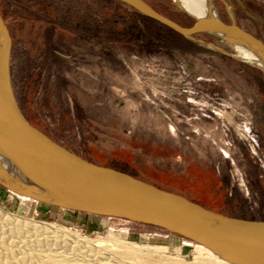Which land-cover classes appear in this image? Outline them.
Wrapping results in <instances>:
<instances>
[{
	"label": "rangeland",
	"instance_id": "374dc122",
	"mask_svg": "<svg viewBox=\"0 0 264 264\" xmlns=\"http://www.w3.org/2000/svg\"><path fill=\"white\" fill-rule=\"evenodd\" d=\"M141 1L181 27L192 23L173 0ZM116 3L0 0L24 117L92 164L211 212L264 222L263 74L227 41L176 37ZM210 5L217 20L264 44V0ZM0 212L8 219L0 262L202 264L210 255L149 226L57 210L2 188ZM17 220L52 233L12 232Z\"/></svg>",
	"mask_w": 264,
	"mask_h": 264
},
{
	"label": "water",
	"instance_id": "95a60500",
	"mask_svg": "<svg viewBox=\"0 0 264 264\" xmlns=\"http://www.w3.org/2000/svg\"><path fill=\"white\" fill-rule=\"evenodd\" d=\"M113 1L189 41L198 43L196 35L230 44L236 41L259 59L261 67L251 65L264 76V44L234 24L215 17L194 18L175 3L192 19L188 27H181L141 0ZM9 49V34L0 15V150L28 178L32 189L16 186L7 175L0 176V188L57 210L149 226L201 245L231 264H264V222L211 212L126 173L92 164L31 125L11 89Z\"/></svg>",
	"mask_w": 264,
	"mask_h": 264
},
{
	"label": "bare ground",
	"instance_id": "6f19581e",
	"mask_svg": "<svg viewBox=\"0 0 264 264\" xmlns=\"http://www.w3.org/2000/svg\"><path fill=\"white\" fill-rule=\"evenodd\" d=\"M173 1L176 4L178 3V5L182 8V10L186 14H188L194 18L214 17V13H213V11L211 9V5H210V0H185V3H186L185 5H182L178 0H173ZM232 46L238 52V55L240 56L241 60H244V61L250 63V65L252 64L254 66L261 67L259 59L254 55L253 52H250L249 49H247L246 47H244L243 45L239 44L236 41H232ZM230 50H232V49H230ZM3 175L9 176L10 181L12 183H14L16 186H19L22 188L32 189L31 188L32 185H31L30 181L28 180V178L20 170L12 167L9 163L7 155L2 150H0V176H3ZM21 198L26 199L24 197H21ZM6 218H7L6 215L4 213L0 212V231H2V227L3 226L5 227V224L7 223L6 221L8 219L6 220ZM12 226H13L12 232H15L18 230V228H21L25 231L38 232V235H44V234L52 233V231H49L45 227H42L40 225H36L33 222H28V221H23V220L15 221ZM5 241H6V239L3 238L2 236H0V246L1 247L5 245ZM96 243H103V242L100 240V241H97ZM196 245L204 248L201 245H198V244H196ZM204 249L206 251H208L209 252L208 254H210V255H209V259L203 260L202 264H231V263H228V262L220 259L216 255L211 253L208 249H206V248H204ZM27 259L30 260L31 258L28 257ZM12 263L13 262H12L11 258L8 260L3 259L0 262V264H12ZM40 264H57V263H55L54 261H48V262H44V263H40Z\"/></svg>",
	"mask_w": 264,
	"mask_h": 264
},
{
	"label": "trees",
	"instance_id": "16d2710c",
	"mask_svg": "<svg viewBox=\"0 0 264 264\" xmlns=\"http://www.w3.org/2000/svg\"><path fill=\"white\" fill-rule=\"evenodd\" d=\"M116 5H117L118 7H120V4H119V3H116ZM130 15H131V16H134L135 18H137V19L140 20V21L146 22L147 24L149 23L150 25H158V24L155 23L154 21H152V20H150V19H147V18H145V17H143V16L137 14L136 12H130ZM166 31L169 32V33H171L172 35H174V36H176V37H179V36H177L176 34L172 33L171 31H169V30H167V29H166ZM54 209H55V208H54Z\"/></svg>",
	"mask_w": 264,
	"mask_h": 264
}]
</instances>
